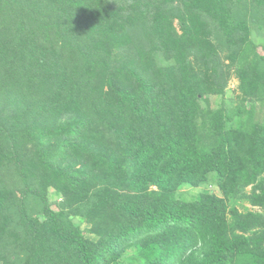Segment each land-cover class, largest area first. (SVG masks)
<instances>
[{
    "label": "trees",
    "instance_id": "obj_1",
    "mask_svg": "<svg viewBox=\"0 0 264 264\" xmlns=\"http://www.w3.org/2000/svg\"><path fill=\"white\" fill-rule=\"evenodd\" d=\"M241 200L264 0H0V264H264Z\"/></svg>",
    "mask_w": 264,
    "mask_h": 264
},
{
    "label": "rangeland",
    "instance_id": "obj_2",
    "mask_svg": "<svg viewBox=\"0 0 264 264\" xmlns=\"http://www.w3.org/2000/svg\"><path fill=\"white\" fill-rule=\"evenodd\" d=\"M237 83H238V80L235 78H233L230 82V85L228 87V90H227V93L225 96V99L227 100V102H226L227 104L237 102V97H236V95L238 93ZM218 99L220 101V97ZM210 188H214V186L212 185V186H210ZM201 189L202 188L184 187L181 190V192H182L183 196H185V197H193V196L198 195L200 193ZM247 190L250 191V187ZM237 205L239 206L240 210H242V211H246V210H250V209L258 210V211H264V209H261L259 207L251 206L248 202H246L244 200L237 202ZM84 225H86V224L84 223Z\"/></svg>",
    "mask_w": 264,
    "mask_h": 264
}]
</instances>
